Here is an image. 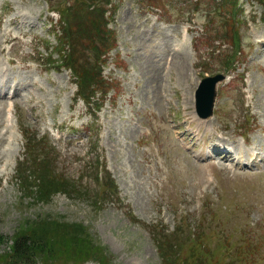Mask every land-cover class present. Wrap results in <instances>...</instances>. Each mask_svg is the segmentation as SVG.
Here are the masks:
<instances>
[{
  "label": "rangeland",
  "instance_id": "rangeland-1",
  "mask_svg": "<svg viewBox=\"0 0 264 264\" xmlns=\"http://www.w3.org/2000/svg\"><path fill=\"white\" fill-rule=\"evenodd\" d=\"M88 1L0 0V264L18 236L65 227L97 249L65 244L37 264H264V0ZM69 7L87 79L103 12L117 35L104 66L114 90L97 112L43 47ZM217 73L203 121L196 89Z\"/></svg>",
  "mask_w": 264,
  "mask_h": 264
},
{
  "label": "trees",
  "instance_id": "trees-1",
  "mask_svg": "<svg viewBox=\"0 0 264 264\" xmlns=\"http://www.w3.org/2000/svg\"><path fill=\"white\" fill-rule=\"evenodd\" d=\"M53 0H48V2L51 4ZM96 0H89L87 4L89 6L95 5ZM230 1L226 0V4H229ZM71 7L67 8L65 13H61V17L59 19V25H58V33L56 35L57 39V45L56 46H50V44L47 42L46 45H43L44 49L48 50L49 56L53 57L54 55L58 56L57 63L63 62L67 63L69 65H66L68 69H71L76 77V84L79 86L78 88V95L81 96L83 99H85L87 102L90 101V95H99V96H105L107 93V89H112L113 87V81H109L103 76V70H102V64H105V60L103 59L104 55L109 52V50L113 49L115 46L116 41V35L111 31V29L108 27V21L106 20V13L103 12L101 14L102 21H100V24H102V31L101 34L92 35L90 38L91 40L100 41L101 43L96 45V48H91V52L94 55L95 64H94V72H93V78L87 79L85 74L79 71H76L75 62L72 61V58L74 54L77 52V50L81 47V42H77L78 39V32L81 34H84V31L81 32L78 27V23L81 21V14L79 13L78 17H75L72 14H69ZM91 9V7H89ZM67 12V13H66ZM95 13L88 11V16L93 17ZM95 22H90L88 24L91 25ZM78 31V32H77ZM83 37V36H81ZM80 37V38H81ZM99 39H96V38ZM88 38H82V40H86ZM97 43V42H96ZM86 47L83 48L84 53L88 55V52L85 51ZM88 50V49H86ZM91 76V75H90ZM89 77V76H88ZM86 82H89L90 84H86ZM96 95V97H97ZM24 131V130H23ZM25 133V131L23 132ZM24 137L27 139L26 141V150H29V144L30 142L35 143L32 138H27V134H24ZM37 145L34 146L36 148ZM28 153V152H27ZM25 153V154H27ZM46 154V153H45ZM27 156V155H26ZM38 161H41L39 157L42 159H47L41 152L37 155H34ZM26 159H24L25 162ZM21 162V161H20ZM20 164V163H19ZM37 165H40L37 164ZM105 186V185H104ZM112 186L116 187L114 184V181H112ZM105 200H106V196ZM47 225V223L45 222ZM67 229V232L65 233V236H58L53 235L49 238H37V236L33 233L31 234H22L18 236L16 239H14L11 247V258L10 262L3 264H37L38 261L37 257H40V261L42 259H46L47 257H51V255H55L59 248L66 247L74 250L75 254H81L85 253L87 248H93L96 250L97 248L94 247L95 244H89L87 241H85L84 237V228H79L80 233H76L75 230H71L69 227H65ZM82 231V233H81ZM233 237V236H232ZM230 239V244H227L225 241L222 244V248L225 249V252H228L235 244L236 241L233 240V238ZM245 241L248 243L249 246L255 245L258 240L253 237L251 234L246 233L245 234ZM192 242H196L195 239H193ZM66 244V245H65ZM105 251V249H104ZM89 253V252H86ZM166 256L164 258L169 260V258H172V256H167V250H165ZM46 255V256H45ZM61 258V257H60ZM56 258V259H60ZM188 259V257L186 258ZM199 259V258H198ZM194 261L195 263H198L199 260ZM61 261V260H60ZM46 262V261H44ZM193 263V262H192ZM48 264V263H47Z\"/></svg>",
  "mask_w": 264,
  "mask_h": 264
},
{
  "label": "water",
  "instance_id": "water-1",
  "mask_svg": "<svg viewBox=\"0 0 264 264\" xmlns=\"http://www.w3.org/2000/svg\"><path fill=\"white\" fill-rule=\"evenodd\" d=\"M224 78L223 75L219 74L214 77H206L201 82L196 94V107L199 116L203 118L212 116L216 98V85Z\"/></svg>",
  "mask_w": 264,
  "mask_h": 264
}]
</instances>
